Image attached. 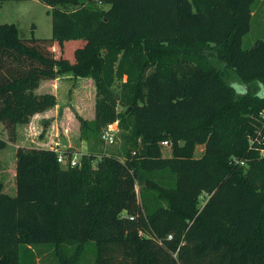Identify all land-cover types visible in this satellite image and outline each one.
<instances>
[{
    "label": "trees",
    "instance_id": "1",
    "mask_svg": "<svg viewBox=\"0 0 264 264\" xmlns=\"http://www.w3.org/2000/svg\"><path fill=\"white\" fill-rule=\"evenodd\" d=\"M36 1L50 8V39L22 40L0 25V152L18 125L54 105L32 90L67 73L96 88L94 119L77 117L81 141L118 122L135 149L96 166L83 154L74 168L54 150L17 149L15 196L0 184V264H34L43 246L76 264L85 244L93 264H264V148L245 135L264 136V121L251 119L264 96L246 86L264 84V40L242 48L264 0ZM212 57L245 86L226 83ZM166 170L173 177L150 176Z\"/></svg>",
    "mask_w": 264,
    "mask_h": 264
},
{
    "label": "rangeland",
    "instance_id": "2",
    "mask_svg": "<svg viewBox=\"0 0 264 264\" xmlns=\"http://www.w3.org/2000/svg\"><path fill=\"white\" fill-rule=\"evenodd\" d=\"M98 6L104 10L109 8L108 5L98 3ZM75 7H71L70 10ZM52 19L50 8L36 0L6 1L0 3V25H12L17 31V36L22 40L35 39L46 40L52 37ZM259 40H264V1L258 2L253 7V18L251 20L250 31L242 39V48L249 49ZM210 61L217 65V68L223 70V79L228 84L243 85L234 73L225 66L224 63H216L212 57ZM123 81L127 80L123 76ZM252 95L264 96V84L249 83L246 85ZM32 94L37 97L51 96L55 103L42 111L33 114L29 118L26 125L17 126V136L14 144H10L0 152V184L1 192L10 197H14L15 190V154L17 149L31 151L34 149L60 150L67 152H77L81 154L95 156L93 166L103 156L114 157L121 162H126L124 152L130 147L122 139V131L119 129L118 122L108 124L107 127L115 131V142L113 145L104 144L101 139L89 142L80 139V124L77 117L92 121L94 119V106L96 99V88L91 78H75L72 74H60L54 80L42 81L36 89L32 90ZM210 102L215 104L213 99ZM118 110L126 114V106L118 105ZM253 120L264 121V110H261L258 116L252 117ZM256 121V122H257ZM207 120L199 122V126L207 124ZM184 130L189 129V125L182 126ZM248 142H252L256 138L261 147L264 148V136L255 129L253 134H245ZM4 136L2 127L0 126V137ZM183 144V143H182ZM184 146V144H183ZM161 158H170L171 147H163L159 144ZM203 146H197L194 151L195 157H200L203 152ZM261 158H264V150L260 151ZM81 165V164H80ZM170 170L163 172H155L150 176L173 177ZM168 175L166 178H168ZM137 184V183H136ZM138 199H140V186L135 187ZM205 197L199 200L200 206L204 204ZM253 243V242H252ZM250 245L246 243V246ZM91 246V245H89ZM66 254L72 256L74 248L71 246L64 247ZM84 250L80 252V256L76 264H93L95 262V254L87 244ZM34 264H60L59 258L54 254L53 250L48 247H40L35 250Z\"/></svg>",
    "mask_w": 264,
    "mask_h": 264
},
{
    "label": "built area",
    "instance_id": "3",
    "mask_svg": "<svg viewBox=\"0 0 264 264\" xmlns=\"http://www.w3.org/2000/svg\"><path fill=\"white\" fill-rule=\"evenodd\" d=\"M101 141L106 145H113L115 142V131L109 127L105 128L100 136ZM163 147H169V143L167 141H163L160 143ZM56 153V159L59 164L67 165L68 167L74 168V167H80V159L83 154L81 153H73L69 159H66V156L64 155V151L55 150ZM236 164L243 165L242 162L235 161ZM137 188V185H135ZM170 239V237H169Z\"/></svg>",
    "mask_w": 264,
    "mask_h": 264
},
{
    "label": "water",
    "instance_id": "4",
    "mask_svg": "<svg viewBox=\"0 0 264 264\" xmlns=\"http://www.w3.org/2000/svg\"><path fill=\"white\" fill-rule=\"evenodd\" d=\"M129 111H130V108L127 110L126 113H128ZM180 146L183 147V144L181 143Z\"/></svg>",
    "mask_w": 264,
    "mask_h": 264
}]
</instances>
